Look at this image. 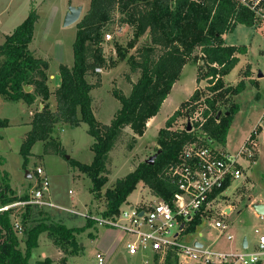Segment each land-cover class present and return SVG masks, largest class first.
Returning <instances> with one entry per match:
<instances>
[{"label":"trees","instance_id":"1","mask_svg":"<svg viewBox=\"0 0 264 264\" xmlns=\"http://www.w3.org/2000/svg\"><path fill=\"white\" fill-rule=\"evenodd\" d=\"M116 12L125 16L122 23L133 28L136 41L147 33L151 39L132 62L133 71L140 74L138 82L133 85L129 96L122 92L115 93L121 108L110 125H104L94 114L91 94L94 89L101 87V81L94 84L91 80L100 77L96 69L106 63L101 44ZM38 20V13L32 10L25 21L11 35H7L5 42L0 45V99L10 103L24 102L31 106L41 98L44 104L42 111L33 117L31 131L23 138L20 149L23 167L29 164L32 148L38 142L45 143L47 153L66 158L64 149L53 139L55 126L66 122L76 128L85 123L89 128L88 134L95 141L91 148L93 162L84 164L71 159L69 163L91 179L92 193L97 198L101 197V191L110 175L108 166L111 153L121 141L124 131L129 128L134 135L143 136L148 122L158 115L180 79L183 68L190 62L198 64L199 61L207 66V73L201 75L198 68L197 83L209 80V91L213 93L212 97L206 99V103L214 115L207 122L205 130L218 143L226 145L234 116L240 110L236 105L220 115L217 105L219 100L245 91V81H240L236 87H225L224 77L236 68L240 62L239 55L247 54V48L228 46L224 37L233 33L240 24L254 26L253 14L239 8L235 1L202 0L195 3L190 0H90L88 12L77 25L73 66L59 67L61 83L54 94L56 111H52L47 103L53 94L48 86L49 64L30 48ZM134 44L131 43L130 47H134ZM116 49L118 56L125 57L121 47ZM27 86H32L33 91L26 92ZM199 99L197 90L191 100L183 102L181 108L167 120L166 128L160 131L161 154L154 165L142 163L134 172L119 179L113 189L107 190L106 215L117 214L140 183L147 185L157 197L171 201L176 188L164 173L177 160L184 144L192 139V134L187 130H169L177 118L182 116V109ZM8 126V121L0 118V128ZM136 140L134 138L130 144V150ZM6 183L5 188L1 189V206L28 200L16 196L10 184ZM28 208L22 231H16L18 234L28 231L26 253L20 249L10 223V216L16 208L0 213V264H30L31 250L38 247L39 236L44 232H48L49 238L66 254H69L68 244L73 248L79 247L75 238V234L81 232L79 229L51 224L28 230ZM93 223L88 220V224ZM201 223V218L197 217L188 232H194ZM177 261L170 255L165 259V264H177ZM37 264H51V261Z\"/></svg>","mask_w":264,"mask_h":264},{"label":"rangeland","instance_id":"2","mask_svg":"<svg viewBox=\"0 0 264 264\" xmlns=\"http://www.w3.org/2000/svg\"><path fill=\"white\" fill-rule=\"evenodd\" d=\"M70 6L83 7L81 21L90 8V0H0V45L5 42L6 36L4 34H12L25 21L32 10H36L38 13L39 20L35 27L34 39L30 48L38 57L46 60L49 64L47 71L49 75L48 86L53 93V97L51 96L53 99H55L54 94L59 88L58 84H56L57 78L54 80V77L59 76L60 79V65L72 67L74 63L73 44L76 40L77 25L80 21L68 27L64 26L65 16ZM124 17L119 12L113 15L111 25L105 33H112L114 41L108 43V47H106L108 53L105 54L103 52L106 63L101 66L102 73L96 72L100 77H95V79L92 78L93 80H91L94 84L101 81V87L94 89L91 94L93 96L94 114L97 120L104 125H110L115 114L121 108V103L116 98L115 93L122 92L129 96L133 85L138 82L140 74L133 71L132 62L138 57L139 50L144 44L150 43L151 39L149 33H147L136 41L133 35V28L128 24L122 23ZM118 28L122 29L121 32H118ZM261 32V30L257 31L249 57L243 59L230 73L227 79L229 84L224 82L225 87H236L240 81H246L245 78L250 75L256 78L261 73L263 77H260L259 89L257 90L253 85L255 83L250 81L251 84L248 83L241 95L221 99L217 105V109L220 110L219 114L229 112L236 105L239 107L240 111L234 116L226 145L223 146L215 142L214 147L220 151L232 154L244 151L242 164L245 170V178L232 184L225 196L218 202L216 209L219 210L201 220V225H198L195 231L190 232L186 237V244L191 245L199 240L213 250H238L244 239H247L250 247H253L258 241L259 235L264 234V217L253 209L254 205L264 203V133H262V130L258 132L255 138L250 139L245 147L246 139L250 136L257 119L264 110V33ZM104 38L102 43H105ZM133 42H135L134 47H130ZM116 46L122 48V53L125 57L121 58L118 56ZM101 47L103 48L102 44ZM197 53H199V50H197ZM190 64L191 66H187L184 69L175 89L172 91V95L159 112L156 122L148 123L145 134L143 136L134 135L129 128L124 131L121 141L111 153V160L108 166L110 175L99 198L94 193V195L91 194L93 187L91 179L78 169L73 168L69 163L71 159L78 160V162L80 161V163L84 164H90L93 160L94 154L91 148L95 141L88 134L89 128L87 124L82 123L79 127L73 128L66 122H60L55 126L53 139L59 142L66 156L70 157L68 160L60 155L47 153L45 151V143L38 142L32 148L29 164L23 168V158L20 154V149L24 140L23 136L28 132V129L22 128L23 125L12 127L13 129L10 131L0 129V134L4 133L6 135L4 141L0 139V151L8 159L7 168L12 174L10 178L9 174L4 170L5 161L1 159L0 209L4 207L1 206V189L5 188L6 182L10 184L11 179L12 187L19 193L22 192L21 196L18 197L29 199L32 192L37 189L36 185L39 181L37 169L41 168L48 176L50 182V193L47 200L50 201L49 198L52 197L56 204L75 211H82L85 208L84 204L93 199L92 202L97 207L93 208V205L91 206L89 212L92 215L107 211V200L105 197L107 190L113 189L119 179H123L134 172L142 163L156 155L161 149L159 144L160 131L166 128L165 119L171 114L175 106L188 99L191 89L194 87V93L198 90L200 99L191 104L200 102L204 105L206 99L213 96V93L209 91V80H202L203 84L201 83L202 85H200L198 83L196 87L195 79L198 76V68H200L201 75L205 76L207 66L202 61H199L198 64L192 62ZM251 68L255 71L254 74L251 72ZM184 87L185 89L183 90L182 88ZM191 98L187 101H190ZM47 103L50 105L51 110H57L56 99L54 102L49 100ZM42 105L44 106L41 98L33 106L27 105L28 109L33 113L32 119L38 111L42 110ZM190 105L182 109V116L177 118L169 131L179 132L184 128L187 120V109ZM0 112V114H8L11 118H17L11 109L0 108ZM23 117L26 118L25 115ZM134 138L137 140L133 145V149L130 150V144L133 143ZM27 172L30 173V177H27ZM13 192L17 195V192L14 190ZM154 196V192L147 185L140 183L123 206L150 204L155 200ZM27 208L28 206L18 207L10 216V223L16 233L19 247L21 242L27 240L28 231L18 234L14 225L16 222L22 226L24 225L26 221L24 216ZM220 208L228 211L226 216L222 217L220 215ZM28 210L31 213H29L27 218L28 230L40 225L54 224L63 225L67 229L76 228L81 231L79 234H75L76 243L79 247L73 248L70 244L67 245L70 248L69 254L64 253V255H67L65 260H69L65 264H99L98 254L105 255V264H165V260H160L158 257L153 258L151 253H148L144 258L140 255L130 256L125 249L127 239H124L123 235H119L116 231L96 228V225L88 224L80 215V217H75L66 213L55 212L52 208L48 210V208L36 206H29ZM216 221H222L229 226L224 234L215 229L214 224ZM202 233L204 234L203 238L200 237ZM229 233L235 236L233 243L226 240V235ZM42 235L44 239L49 237L48 232H44ZM39 240L40 236L38 244ZM49 240L55 245L52 238ZM71 252L74 254L71 255ZM23 253H26V248L24 247ZM59 257V251L54 246L51 245L45 248L40 245V247L31 250L29 261L32 264H37L42 259L50 258L57 264L59 262L55 260ZM189 263L194 264L193 262ZM177 264H183V262L177 261Z\"/></svg>","mask_w":264,"mask_h":264},{"label":"built area","instance_id":"3","mask_svg":"<svg viewBox=\"0 0 264 264\" xmlns=\"http://www.w3.org/2000/svg\"><path fill=\"white\" fill-rule=\"evenodd\" d=\"M190 1L199 3L202 0ZM233 1L239 8L247 9L253 14V27L264 32V0ZM121 30L118 28V32ZM104 41L102 46L106 54L108 53L106 47L109 42L114 41V35L110 32L105 33ZM96 72L102 73V68H97ZM205 103L202 105L199 102L188 107L187 120L182 130H187L190 124L192 129L187 132L192 134V139L184 144L177 160L164 173L176 188L171 201L155 195L152 203L126 207L122 205L115 215H106V211L98 215L78 213L63 209L47 200L50 182L44 170L39 168L37 189L32 192L31 197L28 200L6 205L0 211L8 212L26 206L69 211L91 220L99 228L121 233L124 239H127L125 249L130 256L151 253L153 258L158 257L160 260H165L171 255L178 262L186 260L195 264H264V234L259 235L253 247H250L248 242L245 248L243 241L238 250H213L199 241L196 242L201 243V247H197L196 242L191 245L186 244L188 229L197 217L203 220L219 210L216 206L232 184L245 178L242 164L244 151L232 154L214 147L217 141L205 130L207 122L214 114ZM257 127L250 139H253L252 136H256L260 130L264 133V112ZM226 213V209H221L222 217L226 216ZM214 226L223 234L229 228L222 221H216ZM14 227L16 231H22L20 223L16 222ZM226 240L233 243L235 236L229 233L226 235ZM97 259L99 264L106 262L105 255L98 254Z\"/></svg>","mask_w":264,"mask_h":264},{"label":"crops","instance_id":"4","mask_svg":"<svg viewBox=\"0 0 264 264\" xmlns=\"http://www.w3.org/2000/svg\"><path fill=\"white\" fill-rule=\"evenodd\" d=\"M257 31L259 32L260 30H258L257 28H255V27H247V26H245V25H238L237 27H236V29L234 30V32L233 33H230V34H228V35H226L225 37H224V39H225V42H226V44L228 45V46H236V47H246L247 48V54H245V55H239V58H240V62H239V64L241 63V61L243 60V59H245V58H247V57H249V54L252 52V49H253V43H254V41H255V39H256V34H257ZM261 33H264V32H261ZM5 36H7L6 34H4ZM11 35V34H10ZM6 38V37H5ZM5 41V40H4ZM2 45V44H1ZM238 64V65H239ZM237 65V66H238ZM187 66H191V64L190 63H188L184 68H183V70H182V73H183V71H184V69L187 67ZM236 66V67H237ZM196 69V68H195ZM251 70V72L254 74L255 73V71L251 68L250 69ZM182 73H181V76H182ZM230 73H232V72H230ZM230 73L228 74V75H226L225 77H224V81L227 83V84H229L228 82H227V79H228V76L230 75ZM53 77V76H52ZM51 77V78H52ZM57 78V79H56ZM57 80L56 81V84H58L57 86H60V79H59V76H55L54 77V80ZM245 84H246V87H247V85H248V83H250L251 84V82L250 81H252V82H254L255 84H253L256 88H257V90L259 89V85H260V78L259 77H256L255 78V76H253V75H250L248 78H245ZM179 81V80H178ZM195 81H196V87H197V85H198V83H197V76H196V79H195ZM203 81H201L200 82V85H202L203 83H202ZM178 83V82H177ZM177 83L174 85V87H173V89H175V86L177 85ZM202 83V84H201ZM173 89H172V91H173ZM183 90L185 89V87L184 88H182ZM172 91H171V93H170V95L168 96V98L165 100V102L163 103V105H162V108H163V106H164V104L165 103H167V101L169 100V97L172 95ZM194 91H195V87L194 88H192L191 89V93H190V95H189V97H188V99L189 98H191L192 97V95L194 94ZM241 95V94H240ZM53 97V96H52ZM51 97V101L52 102H54V100L55 99H53ZM188 99H186L185 101H187ZM184 101V102H185ZM11 104V105H10ZM54 104H56V103H54ZM182 103H179L178 105H176L175 106V108H174V110H172V112H171V114L170 115H168V117L165 119V123L167 122V120L179 109V107H180V105H181ZM31 106H33V105H31ZM52 106H54V105H52ZM56 106V105H55ZM0 108H4V109H11L12 111H13V113H15L14 115H15V117H17V118H11V116H9L8 114H0V118L1 119H4V120H7L8 121V123H9V126L8 127H6V128H0V129H3V130H12L13 128L12 127H15V126H18V127H20V125H23V127L22 128H27L28 130V132H30L31 131V129H32V125H31V123H32V121H33V119L31 118V116L33 115V113L30 111V109H28L29 107L26 105V104H24V102H17V103H10V102H6V101H4V100H1L0 99ZM41 108H42V106H41ZM53 108V107H52ZM161 108V109H162ZM42 111V110H41ZM52 111H54V110H52ZM161 111V110H160ZM3 112V111H2ZM263 112H264V110L262 111V113H261V115L259 116V118L257 119V123H256V125H255V127H254V129H253V131L256 129V127H257V125H258V123H259V121H260V118H261V116H262V114H263ZM1 113V112H0ZM159 114V113H158ZM26 116V118L25 117H23V116ZM157 117H158V115L156 116V117H154V118H152L148 123H150V122H152V121H155L156 122V120H157ZM17 123V124H16ZM155 124V123H154ZM159 129H161V128H159ZM231 129V128H230ZM149 130V129H148ZM253 131L251 132V134H250V136L248 137V139H246V141H245V145L247 144V142H248V140L250 139V137H251V135H252V133H253ZM27 132V133H28ZM27 133H25L24 134V136L27 134ZM24 136H23V138H24ZM5 138H6V135H4V133H2V134H0V139H1V141H4L5 140ZM227 142V141H226ZM93 145V144H92ZM92 151V150H91ZM0 159H2V160H4L5 161V166H4V170H5V172H7L8 174H9V176H10V178L12 177V174L8 171V168H7V165H8V159L5 157V155H3V152L2 151H0ZM33 159V158H32ZM93 159H94V157H93ZM77 160V159H76ZM78 161V160H77ZM80 162V161H79ZM92 162H93V160H92ZM91 162V163H92ZM90 163V164H91ZM22 168H23V162H22ZM29 172H27V174H28ZM30 174V173H29ZM82 174V173H81ZM84 175H86V174H84ZM237 183V182H236ZM10 187L15 191V192H17V195L16 196H21L20 194L22 193V192H18L14 187H12V185H11V179H10ZM70 193H72L71 191H69ZM91 194H93V193H91ZM94 195V194H93ZM50 199V201L52 202V203H54L55 205H57V206H59V207H61V208H63V209H70V208H68V207H64V206H61V205H59V204H56L54 201H53V199H52V197L51 198H49ZM93 199L92 200H89L88 201V203H85L84 204V206H85V208H84V210H79V211H76V212H78V213H83V214H86V213H90L89 211H90V208H91V206L93 205V208H95V207H97V205H95V204H93ZM264 204V203H263ZM46 209V208H45ZM63 209H54V208H52V210L53 211H55V212H59V213H62V214H67V215H72V216H75V217H77V216H79V215H77V214H72V213H70L69 211H66V210H63ZM48 210H49V208H48ZM70 210H73V209H70ZM73 211H75V210H73ZM95 211V210H94ZM1 212V211H0ZM2 213V212H1ZM91 214V213H90ZM93 215H98L97 213H94ZM80 217V216H79ZM82 217V216H81ZM264 217V216H263ZM82 218H84V217H82ZM85 219V222H87L88 223V220L86 219V218H84ZM87 220V221H86ZM94 225H95V223H93ZM96 228H98V226L96 225L95 226ZM102 229V228H101ZM0 230H1V227H0ZM106 230H108V231H113V230H109V229H106ZM119 235H122L121 233H119V232H117ZM203 236H204V234L202 233V234H200V237L201 238H203ZM98 237V236H97ZM96 237V238H97ZM48 238V239H47ZM46 239H44L43 238V235L41 234L40 235V240H39V244H38V247H40V245H42V246H44L45 248H47V247H50L51 245L52 246H54L56 249H58V251H59V254H60V257L57 259V260H55L56 262H59V263H57V264H65V263H67V260H69V259H67V260H65L66 258H65V256H67V255H64V252L58 247V246H56V245H54V244H52L51 242H50V238L49 237H47ZM199 241V240H198ZM199 242H201V243H203L202 241H199ZM204 244V243H203ZM205 245V244H204ZM206 246V245H205ZM23 247L24 248H26V244H25V242L23 241V242H21L20 243V249L23 251ZM140 256H142L143 258L144 257H146L147 255H140ZM70 257H72V256H70ZM69 258V257H68ZM46 259H50V258H45V259H42L41 261H39V262H44ZM51 260V259H50ZM52 261V260H51ZM181 262H183V264H190L189 263V261H186V260H182ZM31 263V262H30ZM38 263V262H37ZM32 264V263H31ZM52 264H55L53 261H52ZM195 264V263H194Z\"/></svg>","mask_w":264,"mask_h":264},{"label":"water","instance_id":"5","mask_svg":"<svg viewBox=\"0 0 264 264\" xmlns=\"http://www.w3.org/2000/svg\"><path fill=\"white\" fill-rule=\"evenodd\" d=\"M82 13H83V7L82 6H79V7H74V6H70L69 7V10L65 16V20H64V26L65 27H68V26H71V25H74L76 23H78L81 19V16H82ZM258 77H263V75L260 73L258 75ZM32 90V86H27L25 87V91L26 92H31ZM43 105H42V109H43ZM221 115V113H220ZM192 129L191 125L188 124V131H190ZM159 154H161V151H158V153L156 155H154L153 157H151L149 160L146 161L147 164L149 165H154L155 164V160L157 159V157L159 156ZM70 157L69 156H66V159H69ZM27 177H30V174L28 173L27 174ZM253 209L256 211V213H258L259 215H262L264 216V204H256L253 206ZM228 213V211H226ZM195 245L197 247H201L202 244L199 243V242H196ZM248 246V241L247 239H244V247L246 248Z\"/></svg>","mask_w":264,"mask_h":264}]
</instances>
